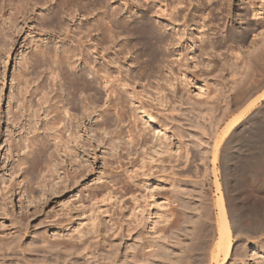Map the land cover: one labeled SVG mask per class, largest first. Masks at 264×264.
Here are the masks:
<instances>
[{"label": "rangeland", "instance_id": "1", "mask_svg": "<svg viewBox=\"0 0 264 264\" xmlns=\"http://www.w3.org/2000/svg\"><path fill=\"white\" fill-rule=\"evenodd\" d=\"M263 49L264 0H0V264H210L209 143ZM237 239L224 264H264L263 241Z\"/></svg>", "mask_w": 264, "mask_h": 264}, {"label": "bare ground", "instance_id": "2", "mask_svg": "<svg viewBox=\"0 0 264 264\" xmlns=\"http://www.w3.org/2000/svg\"><path fill=\"white\" fill-rule=\"evenodd\" d=\"M142 39L146 43H150V44H153V42L155 41L154 36H152L151 34H146V33L143 34ZM257 55L258 54H256L255 56L260 57L259 55L258 56ZM252 62H253L252 59L249 60V62H248V64H250L249 67L251 66ZM250 69H252V68L250 67ZM250 71H252V70H250ZM67 76H68V74H67ZM80 76H79V78H78V76H77V78H73V77L72 78L71 77L66 78V79H69V82L67 80V82L69 83L68 94L69 93L73 94V95H71L72 97H70L71 98L70 100H72L71 102L73 103V108L78 107L80 102H82L80 100V98L76 99V98H78V96L77 97L75 96L76 97L75 98L74 94L79 93V95H81L80 93H84L90 88L89 87L90 84L87 83L86 78L84 79L83 77H80ZM252 84H253V82H252ZM253 87L247 96L248 100L245 99V101L247 100V103L243 107V109H241L240 112H237L236 115L234 114V116L232 118L231 117L228 118V120L225 121L222 129H220L219 133L217 135L215 134L216 137L213 138L214 140L212 141V144L209 143V145H210L209 153L212 157L213 162L214 161L216 162L217 160H219L221 162V168H222L221 172H222V178H223L222 188H221L219 182H216V189L218 190V197H217V201H216V206H217V210H218L217 215H216V229H217L216 233H217V236H216V241L214 243V246H213V248H211V251H210L209 261L207 260L210 264H224L226 262V260L232 256V253H235V252H233L235 245H236V242H234L235 238H238L237 240L241 241V242H243V241L246 242L248 239H252V238H259V241L264 242V116L262 115L264 113V79L259 80L257 82V85H255L254 88ZM25 90H27V89H25ZM254 92H258V93L253 96L252 94ZM250 95H252V96H250ZM119 100H120V98H119ZM72 103H71V105H72ZM82 105H84V104L82 103ZM48 106H50V105H48ZM50 108H52V107H50ZM54 108H58V107H54ZM36 112H35V114H36ZM83 112L85 113V111H83ZM229 112H231V111H229ZM28 113H30V112H28ZM260 113H262L261 115L263 118L259 117ZM31 114H33V112H31ZM54 115L55 116L52 117V119H51L53 125L59 123L58 118L56 117V114H54ZM228 115L226 113L225 117L230 116V115L229 116ZM148 117H149V120L158 123L156 118H153L152 114H148ZM138 122H137V124H138ZM223 122H224V119L221 118L219 120L218 125L222 124ZM145 129L146 128H141L142 133H138L140 131H136L137 136L138 137L142 136L144 138L145 137L144 135L147 134V132H145ZM159 131H162V130L159 129ZM159 133H161V132H159ZM240 135H243V137H244L243 138L244 148L242 150V156L241 157L239 156L240 158H242V162L238 163V160H237V162H236V159L234 161L232 156L234 154L238 155V153L240 152L238 150L239 152L237 153V150H235L239 146L238 145L239 143H237V140H238L237 138ZM160 136L162 137V135H160ZM49 137L50 138L53 137V139H56V137L58 138V135L57 136H49ZM46 138H48V137H46ZM141 140H142V138H141ZM164 140H166V139L164 138ZM159 143H160V141H159ZM57 145L59 146V141H58V143L56 142V146ZM163 146L159 145V147H158L159 148L158 152L160 155L163 151H165V150H163L164 149ZM34 149H36V147ZM32 152H35V150ZM38 153H39V155L42 154V156H43V153H40V151ZM163 154H164V152H163ZM42 156H40V158ZM169 156H170V154H169ZM36 159H39V156ZM44 159H42V161H44ZM39 160H41V159H39ZM42 161L41 162L37 161L38 165H41L40 169L43 168L42 166H45V164L47 163L46 162L44 164ZM32 162H34V161H32ZM49 163H50V161H49ZM42 164H44V165H42ZM49 166H51V163ZM145 166H146V164H145ZM149 166H150V164H149ZM32 167L34 168L33 164H32ZM37 168H35V169H37ZM135 174H137V173H135ZM129 175L133 176L132 174H129ZM126 176H125V178H126ZM241 177H244V183H245V186H244L245 189H244L243 193L240 192V182L242 180ZM129 178H131V180L133 179L130 176H129ZM124 183L127 184V181L125 180ZM125 184H123V185H125ZM223 197H224V200H223ZM224 201H225V203H224ZM240 217L242 219L243 218L247 219L246 224L240 223V220H239ZM4 256H2V257H4ZM4 258H6V257H4ZM88 261H89V259H88ZM2 262H4V261H2ZM108 263L111 264L110 262H108ZM2 264H5V262Z\"/></svg>", "mask_w": 264, "mask_h": 264}]
</instances>
